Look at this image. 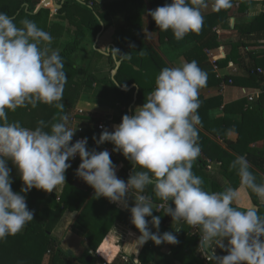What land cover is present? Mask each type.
Returning a JSON list of instances; mask_svg holds the SVG:
<instances>
[{
    "label": "clouds",
    "instance_id": "obj_1",
    "mask_svg": "<svg viewBox=\"0 0 264 264\" xmlns=\"http://www.w3.org/2000/svg\"><path fill=\"white\" fill-rule=\"evenodd\" d=\"M207 7L206 0H173L149 10V14L161 31L171 29L175 38L182 40L188 33L202 30V9ZM213 7L218 12L231 8L232 2L214 0ZM20 25L7 13H0V240L15 236L34 219V210L28 208L21 192L32 188L53 192L65 183L66 172L72 166L69 160L78 154L82 162L76 174L95 189L97 198L106 197L128 208V194L134 195L131 222L141 233L142 244L149 240L157 245L179 243L173 233H159L161 217L153 215L151 196L142 194L147 186L154 185L157 197L174 202L175 207L169 204L166 214L174 221L200 227L199 246L211 247L215 240L216 247L227 252L219 256L213 251L208 260L215 264H264V216L258 208L242 210L237 188L205 190L204 180L192 171L202 151L197 128L202 123L199 90L207 84V73L195 60L163 68L156 87L134 115L124 114L114 131L104 128L98 139L93 137L97 145L113 142L114 151H122L144 169L134 170L125 181L117 176V166L107 149L89 150L87 137L73 143L76 130L68 127L69 116L62 114L64 105L59 103L68 79L65 62L59 51L51 49L50 33L27 18ZM39 103L60 110L50 131L45 130L49 125L43 120L34 130L19 121L9 122L6 110L15 112L29 104L35 108ZM9 160L21 174L25 185L21 192L12 188ZM230 168L238 171L241 186L264 203V183L256 182L247 159L238 156ZM150 223L157 232L151 231Z\"/></svg>",
    "mask_w": 264,
    "mask_h": 264
},
{
    "label": "trees",
    "instance_id": "obj_2",
    "mask_svg": "<svg viewBox=\"0 0 264 264\" xmlns=\"http://www.w3.org/2000/svg\"><path fill=\"white\" fill-rule=\"evenodd\" d=\"M38 2L39 0H0V13H7L13 17L17 25L25 18L36 23L42 14L47 11L46 9L39 10L36 8L35 5ZM172 2L173 0H113L100 3L95 0L63 1L62 7L57 10L58 18L68 20L69 24L75 29L72 31L73 37L59 51L65 62L64 71L68 77L63 99L59 101V103L64 105L62 114L69 116L80 95L86 90L93 91L95 96L113 103L114 106L115 103L119 104L111 121L115 123V126L120 124L123 115H129L128 108L134 102L136 88L129 89V87L135 84L138 88L137 99L132 108V115H134V108L143 105L146 102L148 93L156 87V78L161 70L169 67L151 42L150 37L152 35L157 36L161 45L179 48L185 44H190L184 50L185 58L189 62L195 60L199 63L207 58L206 48L218 46L214 28L229 16L233 5L237 2L239 4L238 10L245 12L248 8L249 0H231L232 7L229 9L202 13L204 16L202 30L199 33L190 32L182 40H177L171 29L161 31L155 20L151 18L149 36L143 29L144 16L149 13V10H154L158 6L171 4ZM211 2H214V0H206L207 4ZM25 3L28 6L27 10ZM116 13L125 14V26L123 25L116 29V37L113 42L115 49L119 50V52L116 51V56L119 60L121 59V64L115 77H111V71L115 67V62L111 55L107 56V60L110 63V70L107 75L98 77L93 71H88L84 76H77L78 68L72 61V55L80 49L81 44L90 32L92 42L95 41L97 34L101 30V22L104 24V31L108 29L112 25L111 15ZM127 29L136 30V33L132 37H128ZM240 30L242 33L241 39L232 44L230 53L225 58L218 60V64H227L233 59L238 64L243 65L249 71L248 76L243 79L228 77L226 78L227 81L231 79L234 84L262 88V93L255 103L243 110L240 120H236L231 116L211 117L210 109L216 105H221V98H205L199 94V99L202 102L198 109V114L202 121L200 126L228 145L227 149L223 148L216 140L198 129V143L202 151L201 155L193 163V167L198 164L200 168H207L208 159L221 162L220 178L219 176L210 175L208 179L192 170L195 175L204 180L203 187L210 192H219L229 186L238 187L240 184L238 171L230 168L231 162L238 156L245 157L253 167L264 174V151L258 152L257 148L253 149L250 147L256 141L264 139V73L256 70L257 67L264 68V53L256 54L246 50L247 45L264 41V11L249 22L243 23L240 26ZM192 44L194 45L191 47ZM141 52L144 54L142 55ZM93 53L94 55L105 57V54L97 49H93ZM246 58H248V61L242 63V59ZM214 74V72H211L207 74V77ZM235 103H240L242 106L245 105L244 100H238L225 104V110H231L230 106ZM6 111L7 115L11 114L19 117L20 124L23 127L34 130L38 127V122L43 120L49 125L45 130L50 131V125L58 120L57 113L60 110L54 105L39 103L35 108L29 104L27 107L17 108L15 112ZM95 123L97 124L98 122L95 121ZM231 130L237 134V139L234 142L228 139V133ZM88 131L91 134L85 133V136L89 140V150L93 148L97 151L107 149L106 142L101 145L93 143V141L96 142V139L103 132L98 130L97 125L95 129L89 128ZM95 132L98 133L95 134ZM93 137H96V139H93ZM119 153L121 158L116 155L111 156L114 164L120 160L124 161V167L119 171V178L128 180L134 170H144L137 165L134 169H131L132 161L127 159L122 151H119ZM80 161L78 159L71 163L72 166L66 172V181L61 193L55 191L49 193L36 188H32L27 193L21 192V189L25 186L21 174L17 166L11 160L8 161V166L12 169V188L14 191L21 192V195L26 196L28 208L34 210V219L26 224L23 230L15 236L10 235L5 240H0V264H43L46 255H48V264H95L96 257H93V254L97 251L115 221L119 220L128 223L133 230L139 232L131 222V214L114 207L106 197L97 198L92 186L81 187L77 184V180L72 182V178L81 163ZM250 171H254V169L250 167ZM222 177L226 178L228 183H224ZM153 189L154 185H149L144 191L153 200V215L161 217V224L167 223V221L170 222L173 217L166 214V210L159 212L155 210L156 204L163 200L155 195ZM251 197L253 199L256 197V194L252 191ZM169 204L175 207L173 201L169 200ZM262 208H264V205L260 204L259 210ZM241 209L244 210V208ZM65 211L75 213L74 227L86 237V251L84 256L80 258L72 257L65 252L53 234ZM146 219L151 221V217H146ZM199 231L201 232L200 227ZM181 235L182 239L185 240V248L182 252L180 251L176 254L175 257L178 260L183 264H215L212 260L205 262L201 258L198 237L193 234V226L188 225L184 221ZM213 251H216L219 256L227 254L223 249H213L210 251L211 255ZM88 256H91L92 259L89 260ZM152 259V249L149 245H145L138 258L134 256L124 258V256L119 255L110 264H150ZM102 263L108 264L105 261Z\"/></svg>",
    "mask_w": 264,
    "mask_h": 264
},
{
    "label": "crops",
    "instance_id": "obj_3",
    "mask_svg": "<svg viewBox=\"0 0 264 264\" xmlns=\"http://www.w3.org/2000/svg\"><path fill=\"white\" fill-rule=\"evenodd\" d=\"M64 0H50L47 2L42 9H46L41 18V24H43L41 29L46 32H50L52 37L58 38L57 36H62L64 32L72 33L75 29L74 27L69 25L68 20H62L58 18L57 10L59 8L55 7V3H63ZM97 2H109L113 0H95ZM44 2V0H39V2L35 5L36 8H40V5ZM83 2V1H82ZM27 6V4H24ZM214 2L208 3V7L202 9V13H208L214 10ZM239 4L238 2L233 5L229 16L219 23L215 28V34L217 35L218 46L214 48H206L205 52L207 54V58L204 61L198 63L200 68L206 72L207 74L214 72V75H210L207 77V84L205 87L199 90V94L203 95L205 98H215L220 97L222 100L221 105H216L210 109V116L211 117H218V116H231L236 120H240L242 118L243 110L255 103L259 96L262 93V88L259 87H252L248 85H238L234 84L233 81L230 83L227 81L226 78L228 77H238V78H245L248 76L249 71L244 68L243 65L238 64L235 60H230L227 64H218V60L225 58L232 49V44L239 41L241 39V30L240 26L245 23L249 22L250 20L254 19L256 16L261 14L264 11V0H249L248 8L245 12H240L238 10ZM28 8V6H27ZM61 8V7H60ZM151 16L147 13L144 16V31H146L150 36V21ZM112 25L103 31L97 41L96 48L101 49V51H106L108 46L114 44V39L116 37V29L125 26V14L123 13H116L111 15ZM18 26H21L20 23ZM40 26V25H39ZM52 27V30L50 28ZM91 33V32H90ZM90 33L88 34V38L90 37ZM136 33V30L127 29L128 37H132ZM151 42L156 47L157 51L166 61L169 67H180L184 62H189L184 55V50L190 46V44H185L182 47H173V46H166L161 45L158 42L157 36L152 35L150 37ZM68 39L67 41H69ZM66 41V42H67ZM65 42V43H66ZM64 42L60 41L59 45L62 47ZM194 44L191 45V47ZM43 46V45H42ZM95 47V46H94ZM93 49V47H92ZM246 50L251 52H255L256 54L264 53V41H259L255 44H250L246 46ZM242 51V50H241ZM100 52V51H99ZM102 53V52H101ZM107 57L108 55L105 54ZM246 56V55H245ZM248 58L242 59V63H246ZM110 63L107 60V73L110 70ZM112 72V71H111ZM238 100H244L245 105H241L240 103H235L231 105V110H225L224 106L227 103L235 102ZM118 103H115V105ZM114 105V104H113ZM98 106V105H97ZM119 105L114 106L113 108L107 105V109L103 108L102 110H96V104L90 102L87 97L82 93L75 103L70 117H74V121L71 122L70 119L68 121V127L72 130H76L73 139L82 137L85 138L86 134H91L88 130L89 128H96V123L94 121L96 112L100 113L99 116L104 115V120L109 121L110 124L108 127L109 131L115 130V123L111 120L114 116V113L117 111ZM137 106L134 108L136 110ZM98 116V117H99ZM9 122L19 121V117H15L14 115H8ZM20 122V121H19ZM119 125V124H117ZM27 128V127H26ZM199 130L210 136L212 139L216 140L223 148H228V145L224 143L221 139L215 138L211 135L207 130H205L200 125L197 126ZM98 132H95L97 134ZM228 139L230 141H235L237 139V134L235 131H229ZM89 142V140H88ZM93 143H96L93 141ZM107 143V150L110 152L111 156H118L121 158V154L118 151H114L113 149L116 147L113 142H106ZM251 148H257L258 152L264 151V139L258 140L255 143L251 144ZM81 158L78 157L77 159L73 160L70 159L69 163H73L74 161ZM215 161V160H214ZM82 162V161H80ZM215 161L211 169L208 168H200L197 164L192 170L202 176H205L209 179L210 175L219 176L221 173V165H218ZM249 163V162H248ZM117 166V176L119 175V171L124 167V161L120 160L118 163H115ZM250 167L254 169L253 174L256 176L257 183H264V174L253 167L249 163ZM119 177V176H118ZM77 180V184L81 187H87V184L82 178L78 177L75 173L72 182ZM222 181L224 183H228V180L222 177ZM211 184V181H210ZM64 183L59 185L55 190L57 193H61L63 189ZM95 191L94 188H92ZM237 189L240 192V200L239 205L241 208L247 209L249 207H255L259 210V205L261 203L259 198L256 196L254 199L251 197V190L241 186V182L238 185ZM135 191V190H133ZM143 194V193H142ZM111 204L118 208L123 212H127L132 215L130 211V207L134 206L135 204V197L133 194H128V204L129 207L125 208L123 205L118 203ZM235 205V204H234ZM159 212L157 209H155ZM259 214L264 216V208L259 210ZM76 219V215L74 212L65 211L60 218L58 224L56 225L53 234L59 241V245L61 248L67 252L70 256L75 258H80L84 256L86 251V237L81 233L78 229L74 227V222ZM184 221H174L173 219L167 223L160 224L159 233L162 235L165 232H171L175 236H177L179 243L178 244H170L164 242L160 245H157L154 241L149 240L146 243L142 244L139 240L141 233L133 230L128 223H124L122 221H115L111 228L109 229L107 235L105 236L103 242L99 246L96 252H94V256L96 257L95 264H103L102 262L105 261L106 263H112L119 255L122 256H134L136 258L139 257L142 249L145 245H149L152 249L153 259L150 264H183L180 260H178L175 256L180 251L182 252L185 248V240L182 239L181 235V228L183 226ZM149 227L152 232H157V229L149 224ZM227 243V241H225ZM219 250L220 247H216V241L213 240L211 247L209 250ZM187 250V249H186ZM224 250V249H223ZM89 257V256H88ZM92 257L90 256L91 260ZM43 264H48V255L45 256ZM199 264V263H195Z\"/></svg>",
    "mask_w": 264,
    "mask_h": 264
},
{
    "label": "rangeland",
    "instance_id": "obj_4",
    "mask_svg": "<svg viewBox=\"0 0 264 264\" xmlns=\"http://www.w3.org/2000/svg\"><path fill=\"white\" fill-rule=\"evenodd\" d=\"M36 24L38 26L40 25V27L43 26V24H41L40 19L36 22ZM50 30H52V27L50 28ZM73 35H74L73 32L72 33L64 32L62 36H57L58 38L53 37V41L50 45L51 49L60 51V49L62 48L59 45L60 41L65 43L68 39H71ZM91 39H92L91 36L89 38L87 37L81 44L80 49L72 55V61L74 62V64H76L78 68L77 76H84L85 74H87L88 71H93L95 75L98 77L107 75V57L106 56L100 57V56L94 55L93 49H96V47H94V42H92ZM93 93H94L93 91H87V90L83 92V94L87 97L88 100H90V102L96 104V110H102L103 108L107 109V105H109L112 108L114 107L113 103L107 102V100L105 101L103 98L95 96ZM120 106H121V103H120ZM122 108H124V106H122ZM95 115L97 117H95L94 120L97 121L98 123L105 121L104 115L99 116L100 113L98 112H96Z\"/></svg>",
    "mask_w": 264,
    "mask_h": 264
},
{
    "label": "built area",
    "instance_id": "obj_5",
    "mask_svg": "<svg viewBox=\"0 0 264 264\" xmlns=\"http://www.w3.org/2000/svg\"><path fill=\"white\" fill-rule=\"evenodd\" d=\"M256 70H257V72L264 73V68H262V67H257ZM229 82L232 83V80L230 79ZM116 105H119V104H116ZM69 119H70L71 122L74 121V117L73 116L70 117ZM97 127H98V130H101V131H103L104 128H108L107 127V124H106V120L104 122L103 121L102 122H99L97 124ZM80 139H83V138L82 137H78V138L73 139V143H75L76 140H80ZM78 157H79V155L77 154V156L75 157V159H77ZM75 159H73V160H75ZM214 162H215L214 160L208 159L207 160V168L208 169H211ZM216 163L218 165H221V162L220 161H218ZM125 181H127V180H125ZM143 195L148 196L146 193H143ZM152 203H153V200H152ZM168 205H169V201H164L163 200V201H161V202H159V203L156 204V209L158 211H165L167 209ZM193 234L198 237V245H200L201 232L199 231V226H195V227L193 226ZM199 252H200L201 258L205 262H209L211 260V259L208 260L206 258V257H209V258L211 257V253H210L209 247L208 248H205L204 246H199ZM124 258H126V257L124 256Z\"/></svg>",
    "mask_w": 264,
    "mask_h": 264
},
{
    "label": "water",
    "instance_id": "obj_6",
    "mask_svg": "<svg viewBox=\"0 0 264 264\" xmlns=\"http://www.w3.org/2000/svg\"><path fill=\"white\" fill-rule=\"evenodd\" d=\"M47 2H50V0H44V2H42V4L40 5V8H38V9H39V10L42 9L43 6H45V4H46ZM55 7H56V8H60V7H62V3H60V4L55 3ZM26 10H27V6H26ZM104 29H105V28H104V24L101 22V30H100V32L97 34V36H96V38H95V41H94V46H95V47H96V45H97V41H98V39H99L101 33L104 31ZM96 49H98V51L102 52L103 54L111 55L112 58L114 59L115 67H114V69H113L112 72H111V77L114 78V77H115V74H116V72H117V70L119 69V66H120V64H121V59L119 60V59L117 58V56H116V51H115V50H112V49H115L114 44H111L110 46H108V48H107L106 51H101V49H99V48H96ZM133 87L136 88V91H135V95H134V102H133V103L129 106V108H128L129 116L132 115V108H133V106L135 105V102H136V99H137V93H138V88H137V86H136L135 84H132V85L129 87V89H130V88H133ZM106 124L109 126L110 122L107 121ZM132 163H133V162H132ZM135 167H136V165L133 163L131 169H134ZM88 259H90V256L88 257Z\"/></svg>",
    "mask_w": 264,
    "mask_h": 264
}]
</instances>
